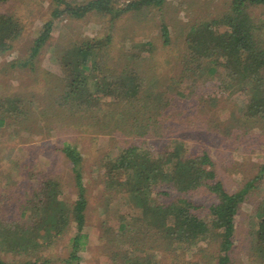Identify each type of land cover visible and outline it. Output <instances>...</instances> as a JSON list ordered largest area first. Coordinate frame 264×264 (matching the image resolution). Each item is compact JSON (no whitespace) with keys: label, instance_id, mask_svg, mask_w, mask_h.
<instances>
[{"label":"rangeland","instance_id":"rangeland-1","mask_svg":"<svg viewBox=\"0 0 264 264\" xmlns=\"http://www.w3.org/2000/svg\"><path fill=\"white\" fill-rule=\"evenodd\" d=\"M65 1L80 5L90 0ZM134 1L111 0L110 5L121 10ZM229 4L230 0H166L159 8L129 10L115 18L97 12L71 18L64 14L53 17L55 9L63 8L53 0H0V14L12 17L21 27L12 49L0 55V116L3 118L0 126V232H15V227H25L24 220L30 219L33 213L34 221L40 218L33 205L38 198H33L32 193L45 175H52L58 182L57 197L69 205L76 201L73 165L62 151L69 145L82 159L81 175L87 200L84 214L88 241L85 249L77 253L78 264H113V254L117 256L116 262L122 256L149 255L160 264H216L220 255L217 239L183 252L170 242L160 240L155 245L152 238L142 251L131 253L133 245L123 240L126 237L123 232L118 234L122 220L124 225L131 226L133 222L129 218L135 211L121 199L122 190L116 192L107 187L108 179L116 180L115 187L122 176L114 177L107 172L105 161L134 145L141 150L168 153L180 144L186 154L200 156L203 151L208 154L215 177L227 192H239L252 182L237 215L229 264H264L253 251L259 225L255 209L264 200V121L246 125L237 122L249 92L234 87L231 91V78L222 68L218 74L193 81L190 73L194 72L195 62L185 63L189 59L186 50L189 28L224 13ZM250 13L258 26L254 36L264 48V7ZM47 22L52 23L49 39L36 57L30 59L37 32ZM162 26L168 30L167 44ZM86 44L95 47V54L100 53L96 58L99 71L94 77L90 76L99 83L102 94H96L91 87V96L83 95L84 99L88 97L107 106L108 111L103 110L99 120L91 115L97 109L89 106L83 111L51 106L66 86L65 62L71 65V53ZM127 64L131 65V70L138 69V81L143 85L158 80L162 93L170 86L184 93L180 99L163 96L162 101L170 105L166 107L168 116L156 119L153 109L141 111L142 101L133 109L121 108L107 96L105 86L101 85L104 78L109 77L108 74H122L126 79L125 70L129 69L124 66ZM93 81H90L91 86ZM173 99L177 106L171 112ZM135 121L152 125L145 137L129 134L127 125ZM153 130L158 131L157 136H151ZM208 192L206 188H199L185 196L203 207L197 213L206 222L212 218L208 208L216 203ZM152 197L158 204L166 205L173 201L174 190L162 186ZM22 210L24 217L21 218ZM117 212L119 215L115 216ZM71 219L69 215L60 236L45 237L51 241H42L43 247L33 257L17 251L4 252L0 246V259L6 263L34 259L41 264H67L71 251L69 241L76 232ZM55 227L56 222L49 223V228L55 230ZM44 232L48 229L38 234ZM104 232L109 233V238L117 235V240L107 241Z\"/></svg>","mask_w":264,"mask_h":264},{"label":"trees","instance_id":"trees-1","mask_svg":"<svg viewBox=\"0 0 264 264\" xmlns=\"http://www.w3.org/2000/svg\"><path fill=\"white\" fill-rule=\"evenodd\" d=\"M53 1L57 6H63L62 9L57 8L53 11V17L64 14L71 18H82L91 12L107 13L115 18L129 10L159 8L166 2V0H136L128 3L123 9L116 10L110 5L111 0H90L80 5H72L65 0ZM258 7H264V0H230L224 13L218 14L209 21L192 25L186 37V50L189 59L185 63L195 62L194 72L190 73L193 76V81L195 78L203 80L218 74L219 69L222 68L231 78L232 87H229L231 91L234 88L248 90L247 103L241 118L237 120L238 123L244 122L245 125L246 123H258L257 120L264 121V48L259 46V42L254 36L258 26L250 13L251 10ZM51 30L52 23L47 22L37 32L29 52L30 59H34L46 44ZM161 30L164 43L167 44L168 30L165 26H162ZM20 33L21 27L12 17L0 14V55L12 49V43L18 39ZM95 45L100 44L96 43ZM94 51L93 45L86 44L71 53L69 59L72 60L71 65L67 61L64 68L66 86L63 89V94L57 98L58 101L56 98L53 100L51 105L53 108L75 111H83L84 108L87 109V106L97 110L100 108L98 112L97 110L91 112L94 120L95 118L99 120L103 110L108 111L107 106L103 105L104 103L100 104L88 99L91 96V87L96 90V94H102L99 83L93 81L95 73L99 71L96 58L100 56V53L95 54ZM131 59L133 60V58ZM124 67L129 69L125 70L126 79L122 74L118 76L108 74L109 77H105L101 83L102 86H105L107 96L121 108L130 107L133 109L142 101L144 105L142 104L141 111L145 108L149 111L154 110L157 119L158 116H168L166 107L170 105L167 101H162L165 94L170 99L173 97L183 98L184 93L175 90L172 86L162 93L158 89L161 84L158 80L149 84L146 82L148 84L146 87V84L143 85L138 81V69L131 70L130 64ZM90 81L94 83L92 86ZM86 94L88 97L84 99L83 95ZM176 99H173L175 101L171 104V112H174L173 109L177 106ZM82 115L85 114L82 113ZM2 119L0 116V126L3 125ZM138 123L136 121L128 123L129 134L132 137H145L150 132L152 125ZM157 135L158 131L153 130L151 136ZM139 147L134 145L125 149L121 154L111 156L112 158L107 159L104 163V169L107 172L114 174V177L122 176V180L116 182L115 187L116 180L108 179L107 187L115 189L116 192L122 190L119 192L122 193L121 199L135 211V215L129 218L133 222L130 224L131 226L124 225L122 220L118 228V234L123 232L126 236L123 240L130 242L131 246L133 245V248L130 247L131 253L142 251V247L148 245L147 242L152 238L155 239L153 241L155 245L162 240L175 244V248H181L183 252L204 242L210 243L217 239L220 255L216 264H229V253L233 247L232 238L235 233L237 215L252 182L247 183L239 192L229 193L216 179L212 170L213 162L205 151L200 156H196L186 154L185 148L180 144L175 145L172 152L168 153L150 152L146 148L141 150ZM62 151L73 165V179L77 187L76 201L72 205L63 202L55 194V190L59 189L58 182L52 175L43 176L38 188L32 193L33 198H38L36 202H33V205L35 204L34 207L39 211L40 218L34 221L33 213L30 219L24 220L25 227H15V232L1 231L0 239H3V242H0V246L2 251H17L20 255L33 257L43 247L42 241H51L45 237L52 238L62 234L70 215L76 232L69 241L71 251L66 263L78 264L77 253L85 249L88 241V236L85 233L84 212L87 200L81 175L82 159L78 151L69 145L64 146ZM211 180L212 183H210ZM166 185L174 190V199L166 205H161L152 196L156 190ZM199 188H206L208 193L216 199V203L208 208V212L212 214L209 222L204 221L197 213L203 207L194 204L185 197ZM124 196L125 198H123ZM116 215H119V212ZM255 215L259 225L253 251L261 259V262H264V200L258 203ZM20 216L24 217L23 210L20 211ZM1 220L0 216V225H2ZM50 222H56L55 230L49 228ZM17 223L18 221L15 222V224ZM44 229H48V232L39 235V231ZM143 229H147V232H143ZM107 234L109 233L104 232L107 241L117 240V235H112L109 238ZM133 239H137V241H133ZM49 244L50 242L47 243V245ZM148 256L131 255L129 258L122 256L116 262L117 256L113 254L112 263L160 264L159 260ZM3 261L0 259V264H41L34 259L12 263Z\"/></svg>","mask_w":264,"mask_h":264}]
</instances>
